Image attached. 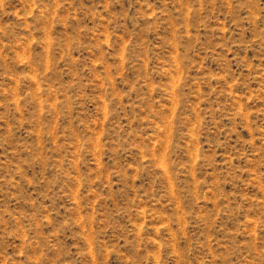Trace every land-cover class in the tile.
<instances>
[{"label": "rangeland", "instance_id": "1", "mask_svg": "<svg viewBox=\"0 0 264 264\" xmlns=\"http://www.w3.org/2000/svg\"><path fill=\"white\" fill-rule=\"evenodd\" d=\"M0 264H264V0H0Z\"/></svg>", "mask_w": 264, "mask_h": 264}]
</instances>
